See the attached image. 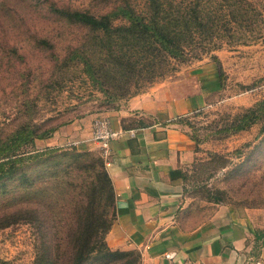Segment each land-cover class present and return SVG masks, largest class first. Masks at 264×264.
Segmentation results:
<instances>
[{"label": "rangeland", "instance_id": "obj_1", "mask_svg": "<svg viewBox=\"0 0 264 264\" xmlns=\"http://www.w3.org/2000/svg\"><path fill=\"white\" fill-rule=\"evenodd\" d=\"M190 1L216 13L217 27L197 38L188 62L177 64L169 77L144 91L180 81L201 96V106L180 125L197 142V156L184 180V195L191 205L205 214L215 203L252 210L261 213L257 217L264 223L260 125L237 134L219 132L232 116L264 99V0H183ZM132 2L145 13V0ZM104 5V0H0V134L30 121L57 130L105 113L99 108L102 96L85 76L72 72L62 76L51 63L55 55L65 56L67 47L82 35L53 8L101 13L108 9ZM43 38L52 45L49 51L37 45ZM34 247L30 225L0 230V264H34Z\"/></svg>", "mask_w": 264, "mask_h": 264}, {"label": "trees", "instance_id": "obj_2", "mask_svg": "<svg viewBox=\"0 0 264 264\" xmlns=\"http://www.w3.org/2000/svg\"><path fill=\"white\" fill-rule=\"evenodd\" d=\"M104 2L108 9L101 13L53 8L82 35L67 47L65 56L55 55L51 63L62 76L71 72L85 76L102 96L99 108L105 112L169 77L177 64L189 61L197 38L217 27L216 13L197 1L145 0V13L132 0ZM37 45L42 51L52 49L45 38ZM184 118L175 124L182 125ZM256 124L264 134V99L232 116L219 132L237 134ZM55 130L30 121L0 134V230L30 225L34 264H140L138 252L107 246L115 194L104 159L75 148L38 149L36 141Z\"/></svg>", "mask_w": 264, "mask_h": 264}, {"label": "crops", "instance_id": "obj_3", "mask_svg": "<svg viewBox=\"0 0 264 264\" xmlns=\"http://www.w3.org/2000/svg\"><path fill=\"white\" fill-rule=\"evenodd\" d=\"M201 103L189 86L170 82L101 115L118 133L105 152L92 139L91 117L35 144L40 149L72 146L104 159L115 194V220L105 238L111 250L136 251L140 264H264L261 213L216 205L205 214L184 195L183 178L197 153L175 120ZM139 122L145 126L139 128Z\"/></svg>", "mask_w": 264, "mask_h": 264}, {"label": "built area", "instance_id": "obj_4", "mask_svg": "<svg viewBox=\"0 0 264 264\" xmlns=\"http://www.w3.org/2000/svg\"><path fill=\"white\" fill-rule=\"evenodd\" d=\"M117 136L118 133L111 129L110 120L107 117H98L93 121L92 139L100 144L104 152L107 150L109 142Z\"/></svg>", "mask_w": 264, "mask_h": 264}]
</instances>
